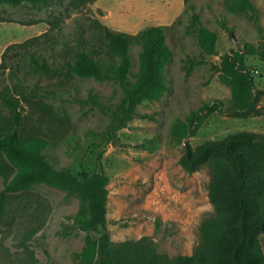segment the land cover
<instances>
[{
  "label": "rangeland",
  "instance_id": "374dc122",
  "mask_svg": "<svg viewBox=\"0 0 264 264\" xmlns=\"http://www.w3.org/2000/svg\"><path fill=\"white\" fill-rule=\"evenodd\" d=\"M232 1L53 0L47 5L0 7V15L39 21L33 25L0 23V63L8 45L47 31L38 51L61 68L82 48L104 44L101 25L131 34L150 25L167 28V42L173 50L164 68L168 89L156 99L143 100L139 115L111 137L107 133L111 117L91 97L115 109L124 97L117 82L32 72L29 59L23 62L22 84L11 78L9 70H0V78L8 77L5 85L21 100L24 136L46 138L50 146L46 153L57 168L71 167L80 176L104 169L109 176L108 229L117 245L146 236L160 253L176 258L192 254L202 242L200 220L212 208L208 176L182 168L186 143L172 138L176 122L207 103L220 102V110L187 140L192 147L242 131L264 133V96L261 115L231 116V88L214 69L232 49L264 42V0H253L262 9L259 25L232 13ZM192 4L202 24L218 34V43L216 54L188 73L187 61L203 58L193 27L194 12L191 8L184 12ZM140 54L138 47L132 48V82L139 75ZM246 63L256 87L264 93V57L248 55ZM3 183L0 177V189ZM79 206L78 198L45 184L16 193L0 218V264H79L76 256L85 247L87 233H68Z\"/></svg>",
  "mask_w": 264,
  "mask_h": 264
},
{
  "label": "trees",
  "instance_id": "16d2710c",
  "mask_svg": "<svg viewBox=\"0 0 264 264\" xmlns=\"http://www.w3.org/2000/svg\"><path fill=\"white\" fill-rule=\"evenodd\" d=\"M52 1L0 0V7L47 5ZM190 8L194 12L193 27L203 58L189 59L188 73L207 63L206 57L216 54L218 43V34L202 24L195 5L186 8L185 14ZM229 10L249 17L257 25L261 21V9L253 0H233ZM1 22L33 25L39 21H17L0 15ZM101 26L104 44L100 48H82L61 68L51 65L38 51L49 35L47 31L8 45L2 54L0 70H9L11 78L22 84L25 80L21 75L23 62L28 63L29 59L28 67L32 72L117 82L124 97L115 109H108L91 97L110 115L107 133L111 137L139 115L138 107L143 100L156 99L168 89L164 68L172 59L173 50L167 42L164 25H150L137 34ZM133 47H138L141 52L135 82L130 80ZM248 55L264 57V42L258 46L246 43L242 48L232 49L222 56L220 64L214 65L232 91L233 104L229 114L243 119L263 113L264 93L256 87L255 77L246 63ZM7 78H0V177L4 179L0 189V218L7 213L16 193L45 184L80 202L68 232L87 233L85 247L76 256L79 264H264V133L242 131L192 147L187 140L220 110V102L207 103L186 120L174 124L172 138L178 144L186 143L180 164L190 174L206 173L212 208L204 212L200 220L201 244L190 255L171 258L160 253L154 241L146 236L118 245L114 243L108 229L109 176L104 169L80 176L71 167L57 168L46 153L50 147L46 138L23 135L24 109L21 100L5 85Z\"/></svg>",
  "mask_w": 264,
  "mask_h": 264
},
{
  "label": "crops",
  "instance_id": "0c3cea01",
  "mask_svg": "<svg viewBox=\"0 0 264 264\" xmlns=\"http://www.w3.org/2000/svg\"><path fill=\"white\" fill-rule=\"evenodd\" d=\"M259 6V5H258ZM259 8H260V6H259ZM261 9V8H260ZM261 12H262V9H261Z\"/></svg>",
  "mask_w": 264,
  "mask_h": 264
}]
</instances>
